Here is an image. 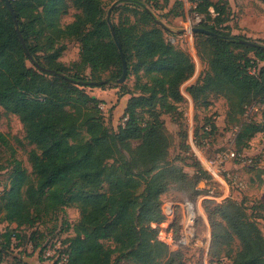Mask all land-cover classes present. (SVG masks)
Segmentation results:
<instances>
[{
    "label": "trees",
    "instance_id": "16d2710c",
    "mask_svg": "<svg viewBox=\"0 0 264 264\" xmlns=\"http://www.w3.org/2000/svg\"><path fill=\"white\" fill-rule=\"evenodd\" d=\"M10 1L26 48L12 13L6 2L0 0V107L18 116L24 125L26 139L34 146L29 155L34 178L16 162L11 189L0 197L5 220L18 228H33L38 220L74 206L80 210L81 222L75 226L72 240L60 242L58 238L52 242L54 247L56 242L61 243L58 261L65 254L66 264H119L126 258L138 264H151L157 259H168V264H184L181 218L171 223L178 243L175 251L158 239V229L152 225L167 222L162 197L172 187L197 206L200 198L208 194V186L200 190L199 185L213 182L189 143V109L182 115L181 155L172 159L166 125L160 116L155 115L153 121L144 123L139 113L145 107L154 108L159 94L167 93L176 102L184 101L181 87L195 76L191 56L170 43L167 35L171 32L159 25L160 20L153 13H165L169 7L158 11L157 6L168 0H109L115 2L112 16L119 10H127L135 18L134 22L127 17L119 23L112 18L125 54L128 76L131 71L139 75L144 69L166 73V79H154L157 85L143 86L151 96L132 102L118 131L107 126L102 101L85 90L120 88L123 91L120 96L129 93L124 86L117 85L124 67L107 21L108 14L104 13L105 0H79L84 19L59 31L60 39L75 38L82 46L79 62L71 67L59 61L63 49L54 51L56 38H48L50 43L43 59L37 46L31 44L37 35H45L35 26L41 23L40 9L43 7L45 19L50 23L57 0ZM119 3L121 6L116 7ZM194 5L193 12L203 17L199 27L214 35H195L196 42L204 43L209 70L187 89L193 103L237 93L243 101L241 116L261 106L264 111V46L245 45L242 41L248 39L229 33L221 19L227 13L225 6L209 0H196ZM106 74L109 78L103 79ZM104 81L107 83L101 84ZM219 132L215 120L194 119L193 137L199 150L214 144ZM258 133H264V120L261 124L242 125L233 144L236 154L243 155L250 149ZM0 145H9L8 137L2 132ZM222 151L225 150H219ZM186 167L194 173L189 174ZM231 203L234 204L231 198L221 204L211 200L202 202L210 218L216 214L222 216L229 226L226 229L222 224L212 223L213 243L228 242L232 230L244 245L233 264H264V258L258 257L254 250L263 242L259 229L248 221L239 206L229 212L226 207ZM211 206L215 207L214 211L210 210ZM202 220L199 217L197 221ZM13 236L14 232L7 234V241L11 242ZM211 254L209 250L208 257Z\"/></svg>",
    "mask_w": 264,
    "mask_h": 264
},
{
    "label": "rangeland",
    "instance_id": "374dc122",
    "mask_svg": "<svg viewBox=\"0 0 264 264\" xmlns=\"http://www.w3.org/2000/svg\"><path fill=\"white\" fill-rule=\"evenodd\" d=\"M146 1V0H145ZM213 3H218L220 6L227 8V13L221 17L225 25L230 31L229 33L238 34L250 42L264 46V2L262 0H209ZM196 0H168L161 1L157 8L164 6L174 10V13L184 14L183 17L176 18L174 13L168 14L160 12L153 13L158 20L163 22L173 32L167 35V39L171 44L181 47L192 58L195 65V79L185 83L181 87V92L190 95L187 89L200 78L202 74L209 70V57L204 50V43L196 42L195 35L192 34L191 27L197 18L203 20L202 16L195 14L194 3ZM115 2L105 0L103 3L104 13L107 16L110 8ZM119 3L116 7H120ZM42 19L41 23L36 24V30L44 32L45 35H37L36 39L31 40L33 47L37 46L38 54L43 59L47 46L50 43L48 38H56L54 51L63 49L61 58L59 59L66 67H71L73 63L80 60L82 46L75 38L59 37V31L64 30L69 25L78 20L84 19V10L79 0H57L55 9L51 13L50 23L46 21L43 7L39 11ZM129 17L131 22L135 21L134 15L127 10H119L113 13V20L119 23ZM200 21V22H201ZM31 23L32 21H27ZM200 24V23H199ZM180 30H188V33L178 36ZM226 30L225 32H227ZM228 33V32H227ZM198 43V44H197ZM251 57L254 53L250 54ZM263 65V63H261ZM30 66V64H29ZM127 77L123 85L128 94H124L120 88H111L102 90L99 88H86V92L92 97L102 100V110L107 126L115 131L124 124V115L129 106L135 99L149 98L151 93H147L143 86L157 85L154 82L155 78L166 79L162 72H148L144 69L137 75L134 71ZM87 75L91 77L90 70ZM109 78L106 74L103 79ZM157 91L161 92L157 86ZM224 97V98H223ZM223 97L211 96L205 101L198 104H189L187 100L181 102L174 101L167 93L157 96V105L154 108L145 107L139 110L141 120L146 123L149 120L153 121L155 115L160 116V120L166 125V134L169 142V157L175 158L180 156L182 147V115L190 108L194 111H188L187 120L191 124L192 131L194 130V119L198 117L200 121L213 119L220 126V132L217 134L215 143L211 146H205L200 150V154L213 158L219 150L234 149V141L239 129L245 123L261 124L264 120L263 107H258V110H249L246 116L240 115L241 105L243 104L242 96L237 93H230ZM191 99V98H190ZM209 102V103H208ZM192 106V107H191ZM229 111L226 121L227 111ZM153 114V115H152ZM196 116V117H195ZM0 132L8 137L9 145H0V197L11 189V181L14 176L16 162H20L30 175L32 176V166L29 161V155L33 151L32 146L26 139L24 125L20 118L14 114L6 112L0 107ZM251 158L253 163L247 165L244 162L237 160L230 161L225 166V174L240 184L241 188L233 186L231 189V202L234 204L227 205L226 209L229 212L236 211L235 206L240 207V211L245 215L249 222L253 223L259 229L263 242L260 247L255 248L258 257L264 258V133H258L250 143ZM262 156V158H260ZM189 174H193L194 170L186 167ZM206 186H212L207 185ZM219 191V189L217 188ZM188 198L177 188L172 187L170 191L162 197L163 210L166 211L167 206L172 207V219L181 218L184 225V235L182 243V261L184 264H233L235 259L244 249L242 240L232 230L227 236L228 242L222 241L218 244L213 243V225L222 224L224 228L229 229L228 224L223 220L222 216L209 214L204 212L201 203H198L197 208H194L196 213L194 222L191 223L189 215H191L192 206L187 201ZM214 206L210 210L214 211ZM5 212L0 209V264H54L56 255H54L55 247L52 242L60 238V242L72 240L74 238V228L81 222L80 210L74 206H69L63 210L52 213L41 220H38L33 228L25 226L18 228L15 224H10L5 220ZM192 216V215H191ZM203 217L202 221H197ZM197 221V223H196ZM14 232L11 242L7 241V234ZM19 236V237H18ZM34 237V240L32 239ZM109 244V242H108ZM209 250L214 255L208 257ZM44 246H47L51 255H45ZM113 246V244H112ZM204 251V252H203ZM171 254V252H169ZM119 264H138L134 260L124 259ZM151 264H168V259H157Z\"/></svg>",
    "mask_w": 264,
    "mask_h": 264
},
{
    "label": "built area",
    "instance_id": "2783aa9c",
    "mask_svg": "<svg viewBox=\"0 0 264 264\" xmlns=\"http://www.w3.org/2000/svg\"><path fill=\"white\" fill-rule=\"evenodd\" d=\"M200 21L201 19L197 18L196 22L193 25L198 24L199 26ZM190 146L192 147L193 153L198 157L202 167L210 175L212 182H213L212 186H208L207 188L208 194L200 198L199 202L201 203V206L204 200H211V201L221 204L231 196V189L233 186H237L238 188H241L240 184H237L235 180H231V177L225 174V166L226 164H228L230 161H233V160H237L240 162H244L247 165H251L254 160L253 158L248 157L244 154L237 155L235 151L227 150V151L219 152L213 158L209 159L199 153L200 150L196 147L193 136H191ZM217 188L219 189V191L217 190ZM191 206H192V210L190 213L192 216L189 215V218H190L191 223H193L195 219L194 217L196 215L194 208L196 209L198 204L197 206L191 204ZM167 209H168V206L166 208V211H164L168 218L167 222L159 226L156 224H153L152 227L154 229H158V239L162 243L170 247L173 251H175L178 249V243L175 240L174 230L171 228V223L174 220V218L172 219L173 211H172L171 206L169 208V211ZM182 234L184 235V225H183ZM183 235H182V240H183ZM182 240L180 243L184 245L182 243ZM60 247H61V243L56 242L55 244L56 252H54V255H56V258H55L54 264H56L57 262L58 264H66L68 262V256L65 254H63L61 256V260L58 261L60 259V255H59ZM209 247L210 246L208 245V251H209ZM49 251H50L49 249L48 250L46 249L44 251L45 255H47L48 257L51 255Z\"/></svg>",
    "mask_w": 264,
    "mask_h": 264
},
{
    "label": "water",
    "instance_id": "95a60500",
    "mask_svg": "<svg viewBox=\"0 0 264 264\" xmlns=\"http://www.w3.org/2000/svg\"><path fill=\"white\" fill-rule=\"evenodd\" d=\"M4 1L6 2L7 7L9 8L10 12L12 13L13 18L15 19V23H16V26H17V30H18L19 36H20V38H21V40H22V43H23L24 47L26 48V44H25L24 38H23V36H22V33H21V31H20V27H19V24H18L17 14H16L15 11H14V8H13V6H12V3H11L10 0H4ZM114 7H115V6H113V7L111 8V10L109 11L108 16H107V21H108V24H109L110 30H111V32H112V35H113V37H114L115 43H116V45H117V47H118V49H119V51H120V54H121V56H122L123 67H124V73H123L122 78L118 81V84H119V85H123V84L126 82V80H127L129 70H128V65H127V62H126L125 54H124L123 51H122V47H121L120 42H119V40H118V38H117V36H116L115 27H114V24H113V22H112V11H113ZM159 25H160L164 30L169 31V32H173V30H171L169 27H167L163 22L159 21ZM190 31L192 32L193 35H196V34H198V33L206 34V35H209V36H210V35H212V36L214 35L213 33L209 32V31H207V30H204V29L200 28L199 26L191 28ZM177 33H178L179 35H185V34L188 33V30H180V31H178ZM242 43L245 44V45H249V46L260 47L259 44L252 43V42H249V41H242ZM106 83H107V81L101 82V84H106ZM96 84H98V83H96ZM169 208H170V206H168V209H167L168 211H169Z\"/></svg>",
    "mask_w": 264,
    "mask_h": 264
},
{
    "label": "crops",
    "instance_id": "0c3cea01",
    "mask_svg": "<svg viewBox=\"0 0 264 264\" xmlns=\"http://www.w3.org/2000/svg\"><path fill=\"white\" fill-rule=\"evenodd\" d=\"M169 10L170 9H166L165 10V13H167V12H169ZM234 35H238V34H235L234 33ZM195 79V76H194V78L193 79H191L189 82H191V81H193ZM185 97H186V99L188 100V102H190V100L192 101V99H190L191 97L190 96H188V95H186V93H184L183 94ZM97 99H99V98H97ZM100 100V99H99ZM102 101V100H101ZM192 103H193V101H192ZM192 107V106H191ZM194 108L192 107V108H190V110L191 111H194L193 110ZM189 110V111H190ZM188 114V113H187ZM219 126V125H218ZM189 131H190V139H189V143H190V140H191V136H193V131H192V122H191V124L189 123ZM219 128H220V126H219ZM244 155H246V156H248V157H251L252 155H251V151L249 152V149L248 150H246L244 153H243ZM249 155H251V156H249ZM260 158H262V156H260ZM264 164V163H263ZM189 173V172H188ZM207 188V186L205 185V183H201L200 185H199V189L200 190H204V189H206Z\"/></svg>",
    "mask_w": 264,
    "mask_h": 264
}]
</instances>
